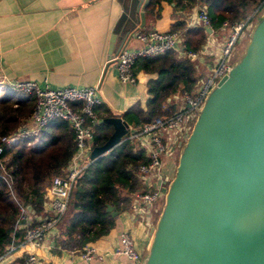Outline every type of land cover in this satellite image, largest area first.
Here are the masks:
<instances>
[{
  "label": "water",
  "instance_id": "1",
  "mask_svg": "<svg viewBox=\"0 0 264 264\" xmlns=\"http://www.w3.org/2000/svg\"><path fill=\"white\" fill-rule=\"evenodd\" d=\"M148 1L131 12L139 13L140 27ZM102 120L113 131L91 146L90 160L130 130L121 116ZM106 209L118 214L109 203ZM141 264H264V6L243 55L197 111Z\"/></svg>",
  "mask_w": 264,
  "mask_h": 264
},
{
  "label": "crops",
  "instance_id": "2",
  "mask_svg": "<svg viewBox=\"0 0 264 264\" xmlns=\"http://www.w3.org/2000/svg\"><path fill=\"white\" fill-rule=\"evenodd\" d=\"M137 1L0 0V83L18 78L51 88L96 85L101 104L110 110L111 116L122 118L133 103L140 102L144 107L148 97L147 80L155 74L135 65L136 81L121 82L113 61L107 57L111 46L112 56L122 48L141 45L133 35L138 29L179 28L185 31L187 27L202 25L196 15L201 6L195 3L189 8H178L172 1L161 0L150 12L144 8V26L140 27L139 13H131ZM254 10L253 6H247L241 16L246 17ZM261 10L252 16V26ZM176 22L183 25L174 27ZM127 30L128 35L121 46L122 35ZM209 60L206 53L195 59L202 72L209 69ZM167 101L172 102V96ZM25 122L26 119L22 123ZM134 128L130 125V129ZM183 135H164L169 151L161 159L168 183L174 174V171L170 172L171 165L179 155L177 148L180 146V151L187 137ZM28 209L32 213L30 206ZM160 210L157 212V206H152L141 217L135 216L131 207L117 211L110 230L87 243L93 247L90 258L83 257V248L70 250L56 244V225L44 234L38 245L25 241L24 228L19 227V233L0 245V264H10L30 252L37 255L41 264H141ZM32 214L39 221L50 216V208L43 203L41 212ZM121 232L131 236L134 248L140 254L138 260L115 253Z\"/></svg>",
  "mask_w": 264,
  "mask_h": 264
},
{
  "label": "trees",
  "instance_id": "3",
  "mask_svg": "<svg viewBox=\"0 0 264 264\" xmlns=\"http://www.w3.org/2000/svg\"><path fill=\"white\" fill-rule=\"evenodd\" d=\"M161 0H149L145 9L150 12ZM178 8H189L198 3L203 6L213 27L223 20L237 21L245 7L261 10L264 0H168ZM176 22L174 27L182 26ZM206 39L203 25L187 27L184 31L185 47L197 51ZM155 74L147 80L148 97L144 107L140 102L130 105L123 113L133 127H141L152 118L171 114L177 105L168 102L175 93L190 90L202 76L195 59L168 50L160 55L139 57L134 67ZM133 67V69H134ZM6 89L0 94V135L16 130L31 114L35 97ZM101 121L93 125V145L104 143L113 127L104 122L111 116L102 104L94 106ZM73 130L61 118L50 119L35 137L22 139L16 145H4L0 152V245L9 241L20 230L15 228L19 205L31 207L40 213L44 203V189L54 175L63 174L75 145ZM144 151L136 141L125 139L107 153L90 160L76 177L67 207L56 226L55 242L60 247L79 250L87 243L106 234L114 224V216L106 209L111 204L117 211L130 207L133 193L141 188L137 167L145 161ZM10 181V185L7 183ZM30 213L35 224L34 214Z\"/></svg>",
  "mask_w": 264,
  "mask_h": 264
},
{
  "label": "built area",
  "instance_id": "4",
  "mask_svg": "<svg viewBox=\"0 0 264 264\" xmlns=\"http://www.w3.org/2000/svg\"><path fill=\"white\" fill-rule=\"evenodd\" d=\"M252 14L237 21L223 20L216 29L203 7L197 8V19L204 27H209L203 47L197 51L189 50L184 43V30L170 28L166 30L149 28L133 32L141 45L133 48H122L111 56L121 82L134 83L136 76L134 64L139 57L160 55L168 50L178 55L197 59L201 53L210 58L207 74L199 78L190 90H184L172 96V103L177 109L171 114H162L152 118L141 127L130 129L123 140L129 138L137 142L145 154V161L137 167V176L141 188L132 195L130 207L133 214L141 217L149 212L154 202L164 197L167 187V177L162 170L161 155L169 151L164 140L166 136H187L191 129L197 111L209 90L217 80L226 74L231 66V54L235 42L244 35H248L252 28L251 18L257 14L254 8ZM219 39V43L217 40ZM0 83V89L8 87L12 90L32 93L35 103L31 114L25 123L16 130L0 135V152L4 145H16L19 141L39 134L41 128L52 118L58 117L66 121L72 128L75 150L70 157L63 174L54 175L44 189V204L50 208V216L37 221L33 225L28 206L19 205V215L15 228H24L23 239L39 244L44 234L54 227L67 207L69 193L76 177L90 161L89 152L93 145V125L101 121L94 112V106L101 104L96 85L63 86L51 88L39 86L28 79H13ZM76 104V105H74ZM196 111V113H195ZM166 182V183H165ZM10 185V181L7 180ZM93 247L86 244L82 255L90 258ZM116 254H122L130 260H138L140 254L134 248L133 240L127 232H121ZM10 264H41L37 255L28 253L22 259L13 260Z\"/></svg>",
  "mask_w": 264,
  "mask_h": 264
},
{
  "label": "rangeland",
  "instance_id": "5",
  "mask_svg": "<svg viewBox=\"0 0 264 264\" xmlns=\"http://www.w3.org/2000/svg\"><path fill=\"white\" fill-rule=\"evenodd\" d=\"M261 14V11L259 12V15ZM259 15H256V17L254 18L257 19L259 17ZM255 22V21H254ZM248 39H249V34L248 35H244L242 36L240 39H238L234 46H233V49H232V54H231V62H234V61H237L242 55H243V52L245 50V47L247 45V42H248ZM208 70L206 69L203 73H202V76H200L199 78L203 77L205 74H207ZM6 89H0V94H3L5 92ZM196 113V111H195ZM192 124V122H191ZM167 138V137H166ZM168 140V139H167ZM167 143V142H166ZM179 148L180 146H178L177 148V154L179 152ZM165 154L163 153L161 155V158L162 156H164ZM176 164H177V158H175L173 160V163H172V167H171V173L172 171H175V167H176ZM162 203H163V196H161L158 200H156L154 202V206L156 205L157 206V212L161 209V206H162ZM156 214V213H155ZM157 216V214H156Z\"/></svg>",
  "mask_w": 264,
  "mask_h": 264
}]
</instances>
